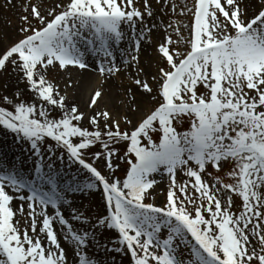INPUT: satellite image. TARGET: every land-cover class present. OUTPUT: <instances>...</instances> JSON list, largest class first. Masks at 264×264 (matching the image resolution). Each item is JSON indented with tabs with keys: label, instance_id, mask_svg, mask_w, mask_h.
Here are the masks:
<instances>
[{
	"label": "snow or ice",
	"instance_id": "1",
	"mask_svg": "<svg viewBox=\"0 0 264 264\" xmlns=\"http://www.w3.org/2000/svg\"><path fill=\"white\" fill-rule=\"evenodd\" d=\"M156 3L181 19L27 0L0 34V264H264V0Z\"/></svg>",
	"mask_w": 264,
	"mask_h": 264
},
{
	"label": "rangeland",
	"instance_id": "2",
	"mask_svg": "<svg viewBox=\"0 0 264 264\" xmlns=\"http://www.w3.org/2000/svg\"><path fill=\"white\" fill-rule=\"evenodd\" d=\"M33 2H34V0H33ZM14 3L16 5V7H5L6 0H0L1 21L3 22V25L6 27V30L4 33H6L8 35L10 40H16V39L20 38V34L18 33V29L22 24V21L20 20V16L24 14L21 9H22V6L27 3V0H14ZM176 3L178 6H181L183 3V0H176ZM188 3L190 4L191 0H188ZM153 8L157 12V17H156L157 20L163 19L165 21V23H167L170 20L181 19V17H179L177 15H173L171 10L167 9V8L164 10L163 14H161V8L156 3V0H153ZM163 27H164V25H161V28H163ZM169 32H171V29H169ZM156 34H158L159 37H156L155 36ZM184 35L186 36L187 33L185 32ZM164 36H165L164 31L157 32L153 35V40L154 41H160L161 39L164 38ZM173 39L174 40L176 39V36L174 33H173ZM152 51H153V49L151 47H149L147 49V53H151ZM50 75L55 76L57 80L61 77V75H63L64 79H65V74H63V73H61L58 76H56V74H54V73H51ZM71 75L75 79L76 77L80 76V73L76 69H72ZM9 82L12 85L15 84V80L12 78H9ZM3 83H4V81L0 80V91L3 90V88H2ZM21 87H23V85H21ZM87 98L85 100H87ZM184 127L186 128L187 124H185ZM25 148H27V145H25ZM93 150L95 151V149H93ZM0 151L6 152L10 158H11V154H12V157L17 156V155H21L19 145L14 144L11 137H4L3 134H0ZM156 178L159 181V184L156 186L155 191L153 192V195L156 197L155 202L158 205H161L166 200L167 191L169 188L170 181H169V177L167 175L157 176ZM187 179L188 178L186 176H184L183 174H178V176H177L178 183H183ZM98 200H99L98 196L91 197L90 199L81 198L80 200H78V204L90 205L93 209H98V203H97ZM148 202H151V201H148ZM237 204H239V201H237ZM16 206L19 207V204H17ZM26 208H27V206L25 205V209ZM26 214L27 213L25 212V216H26ZM24 219H25L24 217H20L21 227L24 226ZM107 238H108L107 235H105V237H103V239H107ZM62 243H63V241H62ZM113 258L115 260V264H130V259L127 256H121L118 254H113ZM70 259H71V256H70ZM107 264H112V258L108 259Z\"/></svg>",
	"mask_w": 264,
	"mask_h": 264
},
{
	"label": "bare ground",
	"instance_id": "3",
	"mask_svg": "<svg viewBox=\"0 0 264 264\" xmlns=\"http://www.w3.org/2000/svg\"><path fill=\"white\" fill-rule=\"evenodd\" d=\"M0 34H3L6 30V27L3 25V22L1 21V13H0ZM156 37H159L158 34L155 35ZM83 78L86 81H89L90 83H94L97 81V77L95 76V74L91 73V72H85L83 73ZM64 76L61 75V77L58 79V81H63ZM87 98V93L84 92L83 90L81 91V93L79 95H77L75 97V99L77 100V102L81 105V107L83 108L85 106V102Z\"/></svg>",
	"mask_w": 264,
	"mask_h": 264
}]
</instances>
